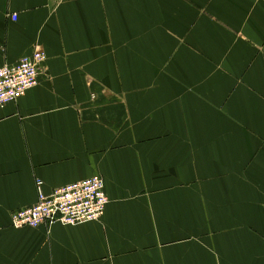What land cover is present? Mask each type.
Masks as SVG:
<instances>
[{"label":"crops","instance_id":"obj_1","mask_svg":"<svg viewBox=\"0 0 264 264\" xmlns=\"http://www.w3.org/2000/svg\"><path fill=\"white\" fill-rule=\"evenodd\" d=\"M34 51L0 110V264H264V0H0V68ZM93 177L101 220L13 227L38 179Z\"/></svg>","mask_w":264,"mask_h":264},{"label":"built area","instance_id":"obj_2","mask_svg":"<svg viewBox=\"0 0 264 264\" xmlns=\"http://www.w3.org/2000/svg\"><path fill=\"white\" fill-rule=\"evenodd\" d=\"M12 18L16 20L17 17ZM46 60L45 52L34 51L22 57L17 64L0 68V110L17 102L38 85L40 68ZM36 187V205L13 214L14 228H38L56 222L71 226L97 222L109 204L101 177L68 184L49 195L43 191L42 180L36 181Z\"/></svg>","mask_w":264,"mask_h":264}]
</instances>
